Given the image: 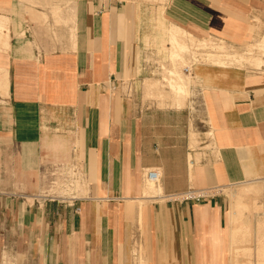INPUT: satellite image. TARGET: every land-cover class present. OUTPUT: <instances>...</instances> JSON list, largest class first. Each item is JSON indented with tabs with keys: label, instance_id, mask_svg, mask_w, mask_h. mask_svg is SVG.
I'll use <instances>...</instances> for the list:
<instances>
[{
	"label": "crops",
	"instance_id": "obj_1",
	"mask_svg": "<svg viewBox=\"0 0 264 264\" xmlns=\"http://www.w3.org/2000/svg\"><path fill=\"white\" fill-rule=\"evenodd\" d=\"M47 1L0 0V19L9 23L0 30V169L14 166L17 146L30 162L33 145H50L44 135H58L54 142L67 150L72 134L69 156L93 191L83 201H43L33 207L0 196V216L21 229L31 262L134 264L133 238L143 212L147 264H230V237L237 240L241 234L237 230L232 237V208L220 192L264 180V76L241 77L220 67L196 70L201 82L211 84L197 113L211 126L207 136L214 142V157L193 171L187 170L192 164L187 160L189 111L133 110L127 99L108 90L130 81L138 104L139 95L150 89L147 82L161 71L145 65L146 55L158 58L162 47H170L168 64L173 28L197 40L216 39L217 46L248 43L251 18L264 32V0H79L74 34L52 44L43 36L44 44L33 47V33L43 29L27 25L25 14L21 20V8L25 2ZM13 24L17 32L18 24L23 27V38L14 36ZM262 39L264 34L246 52L256 46L250 51L256 54ZM175 101L180 106L184 99ZM159 169L162 193L144 195L141 177ZM1 181L14 180L0 174ZM188 189L213 195L200 203L166 200L139 209L142 202ZM42 195L33 197L41 201ZM245 226L250 235L244 240L259 230L257 224ZM263 234L253 235V263L264 255Z\"/></svg>",
	"mask_w": 264,
	"mask_h": 264
},
{
	"label": "rangeland",
	"instance_id": "obj_2",
	"mask_svg": "<svg viewBox=\"0 0 264 264\" xmlns=\"http://www.w3.org/2000/svg\"><path fill=\"white\" fill-rule=\"evenodd\" d=\"M22 4H24V2ZM78 4H79V0H61L58 3L53 2L52 0H48L47 2H37V3L25 2L24 4L25 6L21 8L22 10H24V12L22 11L20 15L21 16L20 19L24 20L23 15L25 14V16L28 19V23H26L27 25L32 24L33 27L35 29L37 28L39 31L43 29L42 33H39L38 31L33 33L34 41L32 42L31 45L33 47L42 46L44 44L42 39L43 36L44 39L49 41V43L51 44L59 43L62 39L65 40L66 35L72 36L76 28V16L78 11ZM35 10H41L43 11V14L34 13L33 11ZM251 19L255 20L254 21L255 23L252 24L253 25L251 28L252 34L249 39V42L239 46H232L231 44L226 43V45H222V46L224 47L225 50L227 49V52L230 51L237 54H246V53L248 54L251 50L256 49V46H253L250 47L246 52L247 45L252 46L256 44V41H258L260 37H262L264 32L261 29V26H259L258 20L254 18ZM12 26L14 28L13 29L14 36L17 38H23L25 35L23 33V27L20 24H18L17 30L19 29V31L17 32L15 30L16 27L14 26V24ZM10 27H11V23H10ZM62 35L63 37L61 38ZM206 40H209L213 43H217L218 41L213 38H207ZM169 49L162 47L161 51H159L158 53V55H160L158 58H154L152 55H146L145 60L147 63L156 62L161 68V71L158 75L159 78H151L150 80L162 81L164 77H166L163 76L166 75L165 71L163 72L164 68L166 70L167 69L170 70L172 68L173 70L171 69L170 71L177 72L184 79L185 77L186 79L188 78L187 80L191 82L188 88L189 94H187L186 98L184 99V102L180 106H178L174 98H172V96H170V94L167 93L169 92V90L166 86H164L165 88L162 91L163 93L162 95H157V94L154 95L143 94L141 96L139 95L138 104L136 102V98H135L136 96L133 90V85L130 89V92H128L125 85L117 84L111 90H108V94H111L113 95L114 98L117 97L119 99L121 97H124L129 101V106L133 110H135L136 108L138 110H142L143 108H149V109L171 108L176 110H185L187 112L189 111L191 113L188 119V124H189L188 137H189L190 155H187V160L193 164L188 163L187 170L191 167L193 171V169L196 166H199L204 159L206 158L210 159V156L214 157L213 147H212L213 150H210L209 147H207V145H211V146L214 145V142L212 140L210 142V138L208 139L207 136L208 132L212 133L210 129L211 126H209L208 120H206L202 116L199 117V114L197 113L199 111V107L201 108L205 105V101H203L204 100L203 91L204 89L209 88L211 84L201 82L196 72V70L200 68L208 69L214 67L210 64V62H208L209 61L208 56L210 54H213L214 51L212 49H207L206 51L195 50L197 52L192 51L193 54L190 53L188 54L189 56L188 55L184 56L182 61H180V63H177L178 64L177 66L176 63L175 65L174 64L170 65V63H168L169 66L168 68L167 54L169 52ZM161 54L166 55V57L162 59ZM191 55H193V57ZM162 65H164V67ZM191 65H193L191 69V75L184 74L182 71L183 68L190 67ZM240 66L241 65L231 66L230 69H228V71L230 73L237 72V74L240 75L241 77L252 76V75H257L260 77L264 76V67H262L260 69L261 71H259L251 67H248L245 64H242L241 67ZM193 71L195 72V75L194 74L192 75ZM229 72L225 74L224 77L229 75ZM237 74H234L233 78H238ZM145 80H143L142 85ZM141 90H142V86H141ZM191 134L194 135L193 138H195L194 143L192 144H191ZM71 135L68 134V138L70 139V144L67 150H64L63 146L59 145L60 143L56 145V142H54V140L57 139L54 137L58 135H47V134L46 136L44 135V138L47 137L50 145H48L47 148H42V149L39 148L40 146H38V144L33 145V150H32L33 158L31 159L30 162L29 160L27 159L25 160L22 158L23 154H21V151L17 146L15 151L14 166H12L10 169L8 167H4V168L1 167L0 169L1 179L3 178L6 179V177H8L9 175V177L14 180V181L0 182V196H8L11 199H16L19 202L32 207L37 206V203L38 205H40L43 202V200L34 201L33 196L43 194L42 196L46 197L48 195L47 193L49 190H51L52 195L47 197L54 198L55 199L54 202H59V204H65V203L71 204L73 200L83 201L89 198L91 192L93 191V187L90 186V183L86 182L85 178L81 174V170L79 166L76 165L75 162H72L73 159L69 156L72 151L71 148L73 147L74 144ZM57 164H61L63 166L64 165L73 166L78 172V180L74 183H67V182L63 183L64 177H62L61 180L50 179V174L53 168L58 166ZM159 172L162 173L161 169H159ZM145 174L146 172H144L143 176L141 177V182H142L141 185L145 182L146 179ZM51 182H55V184H51ZM159 185L162 186L161 183H159ZM230 187L234 188L235 186H230ZM228 191L229 190L226 189L221 190L220 194L226 197L229 207L232 208L231 206L232 200L227 193ZM163 195L164 194H162V196ZM166 200L167 199L162 198V199H155L147 202H142V204L139 205V209L142 212L143 207L145 206L147 207L152 202L166 201ZM249 201L250 203L253 202L250 197L243 199V203L245 204H250ZM257 201L259 202L260 200ZM243 212L244 214L243 217L241 218L242 223L248 225L250 228H253L255 223V218L252 217L251 219L248 211H243ZM141 216H142L141 223L138 225V227L136 225L137 230L133 238L132 258L134 264H138L140 258H144L147 264L150 258L149 240H148L149 235H148L147 225L145 223L146 221L145 217L147 215L145 216L142 212ZM20 230L21 229L18 228L17 226H13L10 220L5 222L4 218L0 216V264H34L33 262H31L30 251H29L30 248L24 242ZM260 237L263 238L264 234L261 235ZM230 240H231L230 243L231 245L229 247V255L231 259L230 264H236V263L253 264L254 259H256L255 255H253V252L256 249V247L253 246L254 245L253 232L248 240L242 239L241 236H238L237 240L235 239L232 240L230 237ZM246 249H250L249 256H246L244 254ZM140 250L142 251L144 250L142 253L143 255L141 254L142 257L139 253ZM239 260L241 262H238Z\"/></svg>",
	"mask_w": 264,
	"mask_h": 264
},
{
	"label": "bare ground",
	"instance_id": "obj_3",
	"mask_svg": "<svg viewBox=\"0 0 264 264\" xmlns=\"http://www.w3.org/2000/svg\"><path fill=\"white\" fill-rule=\"evenodd\" d=\"M7 25H8L7 20L0 19V30L5 29V28L7 29ZM172 32H173V35L170 40V44L173 47V52L169 60L170 65L171 64L175 65L176 63V66H177L178 65L177 63H180L181 59L184 56H187L190 53L193 54L192 51H195V50L206 51L207 49H212L214 53L208 56V60H209L208 62H210V64L214 67L228 69L234 65L242 66V64H245L248 67H251L259 71H261L260 69L264 67V39L261 40L260 46L257 48L256 54H253L252 52H250L248 55H243V54L227 52V49L225 50L224 47L222 46L224 44H221V46H217L215 43L209 40H197L193 38L192 36L188 35L187 33L181 31L178 28H173ZM191 56L193 57V55ZM162 66L164 67V65ZM170 70L168 69L166 70L164 68L163 72L165 71L166 75H163V74L162 75L166 77H164L162 81L156 82L154 80H151L147 82L148 84L147 86H150V89L146 92L145 95H149V94L150 95L151 94L162 95L163 94L162 91L165 88L164 86H166L169 90V92L167 93L170 94V96H172L174 100L181 101L185 99L187 94H189L188 88H189L190 81L187 80L188 78L186 79L185 76H184L185 77L184 79L177 72L175 71L172 72ZM193 137L194 135L191 134V144L194 143V140H195V138ZM209 138L211 142V137L208 136V139ZM207 147H209L210 150L212 149L211 145H207ZM159 176H160V173H159ZM158 184L146 179L144 182V189H143L144 195L161 194L162 191ZM225 189L229 190L227 193L232 200L231 202L232 210L230 211V215H229L230 223L233 224V229L235 230L232 233V237L234 238L236 236L237 230H239L242 238H245L246 235H250L249 234L250 232L247 230L246 226L242 223V220H241L244 214L243 211H248L251 219L252 217L255 218L254 224H257V228H259V230L252 231L253 235L258 236L262 234L264 232L263 231L264 230V180L248 182L246 184L235 186L234 188L230 187V188H225ZM247 197H250L253 202L250 203L249 201L250 204L243 203V199ZM257 200H260V201L258 202ZM244 254L246 256H249L250 249H246ZM236 264H239V263H236ZM253 264H264V255L261 257V260L256 261Z\"/></svg>",
	"mask_w": 264,
	"mask_h": 264
},
{
	"label": "built area",
	"instance_id": "obj_4",
	"mask_svg": "<svg viewBox=\"0 0 264 264\" xmlns=\"http://www.w3.org/2000/svg\"><path fill=\"white\" fill-rule=\"evenodd\" d=\"M145 65H150L153 66L158 70H161L159 65L155 63H147L144 62ZM193 65L190 67H184L183 68V73L186 75H191V69ZM120 85H125L127 88V91L130 92V89L132 87V82L130 81H125L120 83ZM105 87H109L106 86ZM113 88V87H112ZM62 177H64L63 183H74L78 180V172L73 166H68V165H58L57 167L53 168L51 174H50V179H55V180H61ZM145 177H147L148 180L154 182V183H159L160 181V176L157 170H148L147 173L145 174ZM51 184H55V182H51ZM53 188V187H51ZM212 190H207V189H201V190H195V189H188L187 191L180 193V194H172L169 196H166L168 201H174V202H193V203H200L202 201H205L211 197ZM47 196L52 195L51 190L48 191ZM43 197L44 202H54L55 199L52 197ZM35 200V199H34ZM36 201V200H35Z\"/></svg>",
	"mask_w": 264,
	"mask_h": 264
}]
</instances>
